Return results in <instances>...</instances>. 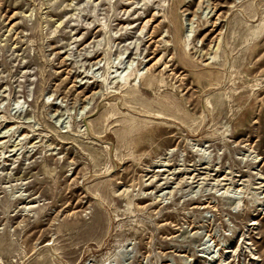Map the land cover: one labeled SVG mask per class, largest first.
<instances>
[{"label":"rangeland","instance_id":"374dc122","mask_svg":"<svg viewBox=\"0 0 264 264\" xmlns=\"http://www.w3.org/2000/svg\"><path fill=\"white\" fill-rule=\"evenodd\" d=\"M0 264H264V0H0Z\"/></svg>","mask_w":264,"mask_h":264},{"label":"bare ground","instance_id":"6f19581e","mask_svg":"<svg viewBox=\"0 0 264 264\" xmlns=\"http://www.w3.org/2000/svg\"><path fill=\"white\" fill-rule=\"evenodd\" d=\"M124 79L126 80V79H128V75H126L125 77H124ZM158 171V170H157Z\"/></svg>","mask_w":264,"mask_h":264}]
</instances>
